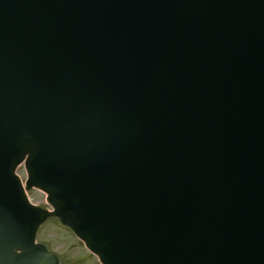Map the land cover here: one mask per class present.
<instances>
[{"label":"water","instance_id":"95a60500","mask_svg":"<svg viewBox=\"0 0 264 264\" xmlns=\"http://www.w3.org/2000/svg\"><path fill=\"white\" fill-rule=\"evenodd\" d=\"M46 193L101 264H264V0H0V264Z\"/></svg>","mask_w":264,"mask_h":264},{"label":"rangeland","instance_id":"374dc122","mask_svg":"<svg viewBox=\"0 0 264 264\" xmlns=\"http://www.w3.org/2000/svg\"><path fill=\"white\" fill-rule=\"evenodd\" d=\"M17 174L22 186L25 187L27 175L22 164L19 165ZM25 193L30 203L45 210L53 209L46 196L37 189L25 187ZM37 234L36 240L45 243V248L56 255L58 264H100L77 238L74 230L55 215H48Z\"/></svg>","mask_w":264,"mask_h":264}]
</instances>
